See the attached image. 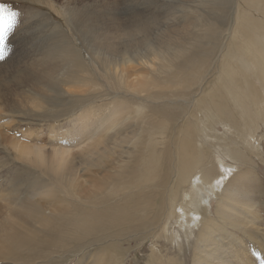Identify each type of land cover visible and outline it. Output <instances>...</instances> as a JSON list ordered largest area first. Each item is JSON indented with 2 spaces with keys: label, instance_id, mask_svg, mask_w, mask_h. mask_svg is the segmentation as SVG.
I'll return each instance as SVG.
<instances>
[{
  "label": "rangeland",
  "instance_id": "rangeland-1",
  "mask_svg": "<svg viewBox=\"0 0 264 264\" xmlns=\"http://www.w3.org/2000/svg\"><path fill=\"white\" fill-rule=\"evenodd\" d=\"M188 1V9L203 17L188 19L180 14L181 10L175 11L177 14L161 11L178 22L162 37L164 43L175 45L204 38L210 28L221 33L223 38L218 35L216 47L204 38L200 49V53L213 52L211 64L209 61L203 69L206 73L202 91L196 85L185 91L181 85L176 86L173 78L178 75L185 80L186 72H179L173 65L163 67V60L144 59V35L122 32L130 25L126 9L158 14L159 6L150 8L142 0H0L19 13L18 26L9 40L11 51L0 61V240L12 238L24 243L16 249L22 251L19 256L0 253V259H10L0 264H193L195 234L188 235L187 240L183 232L179 235L176 224L188 219L180 218V205L172 221L167 214L171 212V190L178 203L191 192L187 188L190 184H181L176 167L180 164L177 157L187 148L186 139L194 142L192 150L204 163H210L214 174H223L228 180V172L222 170L224 164L234 165L232 173H241L254 196L252 202L256 203L258 223L264 231V86L241 60V39L248 29L243 18H250V14L245 12L240 17L249 7L244 0H232L224 9V5L214 8L213 0ZM182 2L187 0L175 1L174 7ZM88 7L108 10L104 29L121 32L107 45L87 51L84 45L89 41L69 26L67 11H87ZM253 13L254 21L264 23V9ZM109 14L118 19L120 28L113 26ZM190 20H194L193 25ZM145 24L149 32L156 25L151 19ZM53 37H65L74 51V62L56 80L55 88L45 86L43 96L36 97L28 92L31 83L28 87L25 83L26 61L47 47ZM158 43L156 51H164V44ZM124 53L139 54L137 63L120 58ZM172 57L174 61L179 57L176 48ZM77 62L83 70L76 67ZM107 65L127 80L109 82L101 71ZM195 67L201 69L202 64ZM71 73H80V80L90 79L74 80ZM231 76L239 85L234 89V99L251 100L249 109L237 112L227 101L233 89ZM137 77H151L150 92L138 93L140 89L131 88ZM246 82L250 88L244 87ZM56 88L63 95L50 99ZM215 105L225 108V114L216 111ZM114 121L122 125L119 132L126 128L128 141L122 147L110 145L112 141L121 142L119 132L110 129ZM250 131H254L255 139L247 148L245 136ZM226 147L237 155V160L224 155ZM155 160L160 171L156 170L154 182L169 174V186L164 189L165 195L160 196L161 191L156 190L152 193L151 211L140 210L136 215V205L144 201L147 192H141L135 183L148 174V165ZM215 185L223 188L222 184ZM193 188L198 190V183ZM14 201L29 206L25 212L35 216L34 225L27 221L24 226L14 227L15 221H20L14 220V214L24 210L21 205L14 207ZM211 201L213 211L218 199L212 196ZM90 209L106 216L93 223L91 230ZM129 227L132 230L125 231ZM176 235L179 241L174 240Z\"/></svg>",
  "mask_w": 264,
  "mask_h": 264
},
{
  "label": "bare ground",
  "instance_id": "bare-ground-1",
  "mask_svg": "<svg viewBox=\"0 0 264 264\" xmlns=\"http://www.w3.org/2000/svg\"><path fill=\"white\" fill-rule=\"evenodd\" d=\"M133 1L139 2V0H133ZM142 1H144L147 4V6L150 8L159 6L158 11L160 13L158 14H162L161 11L173 13V11L178 12L179 10H181L180 14L182 13L183 16L188 19H201L203 17V16L201 17V15L196 16L198 15V12L188 9V6L190 4L188 0H187V3H185L186 1L182 2L183 5L181 4L177 6L176 8L174 7V2L177 0H142ZM231 1L232 0H213L212 6L214 8H218L217 6L224 5V7L221 8V9H224L228 4L231 3ZM262 1L263 0L261 1L244 0V2L247 3L246 6L249 7V10H244L240 18L243 17L245 12L250 14V18L247 15L243 18L248 26V29H247V34L242 35V39H241L242 40L241 49L243 48L244 50V52L241 54V57H242L241 60L244 63V66H246L247 69L251 70L252 75L255 76L257 80L260 81L261 86H264V23H262L261 21L256 22L253 20L254 18L253 12L254 11L260 12L262 11V9H264L263 7L264 2ZM132 3L130 6H132ZM67 12L70 16V19H67V23L69 24V26H71L72 30L74 31L75 29L76 32L79 31L81 36L84 35L85 37L84 39L86 41H89V43L84 45L86 50L87 48L91 49L97 45H107L110 41L114 40L116 35H118L121 32L120 29H116L115 31L110 30V29L109 30L104 29V27L106 26V20H105L106 13L109 12L106 9L98 10L96 8L88 7L87 11L69 10ZM111 12H114V11H111ZM125 12L127 15H129L130 25L127 28H125L122 32H126L128 35H132V33L144 35V42H145V47H146L144 50V45H143V51H144L143 53L145 55L144 59H147V57H152V59H156L157 61L163 60L165 62L163 64V67H170L171 65H173L175 68H177L179 72H182L183 70L187 74L186 79L184 80L183 78L178 77L177 75L173 78L174 79L173 83L176 86L181 85V88H184V91L185 89H188V88L192 89L195 85L202 91L203 83L205 81V73H206L203 71V69L205 66H207L209 61L212 60L211 56L213 52L209 51V52L200 53L201 52L200 49H202V45L205 39L213 44L212 47L214 46L216 47L217 46L216 39H218V35L219 37L221 36V33L218 34L217 31L210 28L209 33L206 32L204 36L205 39L201 37L198 40L196 39V41L189 42V43H187L188 41L187 42L179 41V43L175 41L177 43L175 45L172 42L164 43L165 41L163 40L162 34L165 31L172 29L174 27L172 25H178V22L175 20V18L174 19L169 18L167 15H164V14H162L163 15L162 17H159L158 14H155V13L144 14L142 12V14H140L138 12H133L130 9H126ZM177 12L175 13L177 14ZM110 18L114 22L113 26H115L116 28L119 25L118 19L113 15H110ZM213 18L215 19L214 16ZM220 18L223 19V16L222 17L220 16ZM150 19L153 20L154 23L156 24L154 29L151 32H149L148 29H146V24H145L146 22H149ZM218 20L219 22H221L220 19L217 18V21ZM189 24L193 25L194 20H190ZM212 27H215V25H213ZM186 30L189 31L187 28ZM236 33L238 36V32ZM192 35L193 34H191V36ZM64 39L65 37L64 38L63 37H59V38L53 37L52 39L49 40V45L47 47L40 48L39 50H37L36 52H34L31 56L27 58L26 62H28L27 63L28 67L25 71V78H27L28 80H25V83L27 87L31 83V88L33 89V90L32 89L28 90L29 94L36 96V97L43 96L45 86H52L53 88H55L56 80L59 79L61 74L64 75L65 73H67L66 69L70 67L72 63L74 62L75 55H74L72 46L69 44L68 41ZM157 41H160V43L156 45L164 44V46L166 47L164 51L162 52L156 51L155 43ZM239 41L240 40H238V42ZM182 43L184 45H182ZM189 44H191V46ZM174 48L177 49V53L179 54V57L175 61L173 60V57H172V51ZM137 55L139 54L129 55L127 53H124V55H120L119 57L125 58L126 62L128 60H133L137 63L138 61V59L136 58ZM213 62H214V59H213ZM200 63L202 64V68L197 69L195 66ZM210 64H211V61H210ZM76 67L81 68L82 65L79 64V62H77ZM79 70H83V68ZM101 71L107 77H109L108 78L109 82H111L114 79H118L121 81L127 80L123 74H117L114 70L111 69L109 65L105 66L104 68H101ZM76 74L71 73L70 76L74 80H79V81H88L90 79L89 78L87 80L85 79L80 80V78H78V75L80 73H78L77 75ZM248 74H250V72ZM229 79H230V87H233V89L230 92V97L227 101L229 102V104L230 102L233 104L231 106L237 112L241 110L249 109L251 107L250 105L252 101L244 100L241 102V101L234 99V96H233L235 92L234 89L237 88V86L239 85H237L238 81L235 82L233 80L232 76ZM151 80H152L151 77H146L144 80H139V78L137 77L135 82L131 84V88L134 89V91L136 89H140L138 93H144V92L148 93L150 92V86L152 85ZM245 85L247 88L251 87L250 83L248 82L244 84V87ZM223 86H226L225 83L223 84ZM227 88L229 87L227 86ZM83 91L86 92L87 90H83ZM201 91L197 93H200ZM51 92L53 93L50 96V99H53L56 96V98H54L56 100L59 94L63 95L62 91H58V88L52 90ZM220 106L221 105H215L216 108L214 109L220 112L222 115H224L226 112L224 111L225 108H223L222 106L220 107ZM111 124H112V127L110 128L111 131L115 130L119 132V129L122 127V125H119L115 121L112 122ZM125 130L126 128L125 129L123 128L117 134L119 138H121V142L116 144L114 141H112L110 145H115L116 147L120 145L122 147L128 141L125 137ZM253 133L254 131L253 132L250 131L248 134H246L245 136L246 143L244 140L246 147L252 146V144L254 143L253 139H255V136L253 135ZM114 140H117V138H115ZM186 141L187 142L185 143V145L187 148L184 145L186 149L182 150V152L177 157L179 158L180 164H177L176 167H177V175L178 173H180L179 180H181L180 181L181 184H184V183L190 184L191 187H187V188H191V192L189 195H184V197H182L183 198L182 202L178 203V199L176 200V194L174 190H171L170 191L171 195L168 199V202H170L168 208H170L171 212L167 214H169L168 217L170 219L168 220L172 221V217L177 214V208H178V205H180V207L178 208V213L180 214V218L188 219L187 221L184 222V224L180 223L179 221H177L176 224H178L180 227V230L178 232L179 235H180V232H183L184 236H187V240L189 238L188 235L193 236L195 234V237H196L195 240H197V243L193 247L195 249L193 251L195 252V254L193 253L194 254L193 264H264V231L261 229L258 223L260 216L258 215L255 209L256 203L252 202V199H254V196L249 189L250 186L249 187L247 186V183H245L244 177L241 176L240 172L237 171L235 173H232V171L230 172L228 171L229 169L230 170L234 169L235 168L234 165L229 166L227 164H224L223 170L225 172H228L227 173L228 180H223L222 189H220L219 186L216 187L215 185L216 181L220 179L221 177H224L225 175L223 174L220 175V173L219 175L214 174V172H212V166L209 165L210 163L209 164L204 163L203 159L200 158V155L199 154L197 155L192 150L194 146V142L190 139H186ZM224 151H225L224 155L226 157H228L231 160H237L236 158L237 155H235L234 152L232 154V151L228 150L227 147ZM157 164H156V160L153 163H150L148 165V168L150 167L148 174L143 178H139V180L140 179L141 180L135 183L137 188H141V192L145 193L144 189H146V192H147L144 201L136 205V208H135L136 215L139 214L137 212H140V210L142 211H144L145 209H147V211L152 210V207L154 206V204L151 203L150 205V200H153L152 193L153 192L156 193L155 190L157 191V193L158 191H161L159 193L160 196L162 194L164 195L166 194L164 192L167 190L166 189L167 186H169L168 185L169 174L165 175L166 177L163 178L162 180L159 178L160 179L159 182H154V181H157V180H154L156 170L158 171L159 169L157 168ZM144 167H142L143 170H144ZM139 173L141 174L142 172L139 171ZM157 177L158 175L156 176V178ZM152 182L153 184L154 183L156 184L151 185ZM195 183H198V187H199L198 190L193 188V184ZM143 184L145 186H143ZM149 193L151 195L147 196V194ZM212 196H214L215 199H218L217 205L215 206L213 211L211 209L213 206L212 201H211ZM187 201L190 203H188ZM146 202H149V204H147ZM87 203L90 205L94 204L91 200H87ZM12 205L16 208L18 207V205H21L22 208L24 209L23 211H17L14 214V218H15L14 220H20V221H15L14 227L16 225L24 226L25 222L27 221H31V225H34L35 216L34 217L29 216V214L25 212V210L29 209V206L25 204H19V201H14ZM196 217H200V218L196 219ZM105 218L106 216L102 214L100 211L90 209V230L93 227V223L101 222ZM158 218L155 217L156 220ZM198 222H200L199 225H198ZM194 228L197 230L196 233L193 232ZM131 230H132L131 227L125 229V231H131ZM179 235L175 236L174 238L175 241L180 240ZM22 246H24V243H21L16 239L8 238L5 241L0 240V253L7 252L11 256H19L22 253V251H18L16 249ZM255 257L259 259L253 260ZM8 261H10V259H0V262H8ZM14 261H20V260H14Z\"/></svg>",
  "mask_w": 264,
  "mask_h": 264
},
{
  "label": "snow or ice",
  "instance_id": "snow-or-ice-1",
  "mask_svg": "<svg viewBox=\"0 0 264 264\" xmlns=\"http://www.w3.org/2000/svg\"><path fill=\"white\" fill-rule=\"evenodd\" d=\"M18 17L19 13L17 11L6 4L0 3V61H4L11 51L9 40L18 26ZM225 178L221 177L216 181V184H222ZM196 219H199V217H196Z\"/></svg>",
  "mask_w": 264,
  "mask_h": 264
}]
</instances>
